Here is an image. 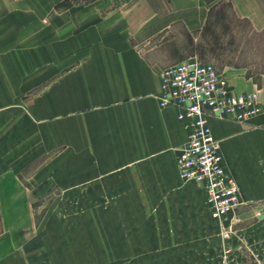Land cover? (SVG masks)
<instances>
[{
  "label": "rangeland",
  "instance_id": "rangeland-1",
  "mask_svg": "<svg viewBox=\"0 0 264 264\" xmlns=\"http://www.w3.org/2000/svg\"><path fill=\"white\" fill-rule=\"evenodd\" d=\"M117 2L12 0L0 5V14L8 9L20 22L29 20L28 30L51 33L55 45L59 33L105 19ZM156 44L155 57L164 64L196 57L224 75L244 69L264 84V23L238 16L232 0H211L204 23L194 29L174 23ZM12 89L2 86L4 94ZM1 104L0 172L12 169L20 182L7 206L30 207L29 214H7L6 223L31 225L13 231L20 237L11 238L0 264H264L262 204L241 203L215 222L205 194L179 178L169 152L131 157L116 134L104 143L98 134L65 139L58 125L48 133L29 126L18 132L17 103ZM2 223L0 212V236Z\"/></svg>",
  "mask_w": 264,
  "mask_h": 264
},
{
  "label": "crops",
  "instance_id": "crops-1",
  "mask_svg": "<svg viewBox=\"0 0 264 264\" xmlns=\"http://www.w3.org/2000/svg\"><path fill=\"white\" fill-rule=\"evenodd\" d=\"M117 1L105 19L73 33H59L55 45L51 33L28 30L29 20L20 22L8 9L0 14V133L4 131L1 103L14 101L18 132L29 126L48 133L51 125H58L65 139L71 134L76 140L79 135L98 134L102 143L116 134L122 143L119 149L129 151L131 157H163L169 152L176 165L189 128L177 119V107L158 105L159 72L171 65L156 59L160 52L156 42L174 23L192 29L195 23H204L211 0ZM11 4L12 0H0L2 6ZM232 4L238 16L264 23V0H232ZM222 75L232 92L255 93L262 108L245 123L210 118L209 125L220 144L222 166L239 188L241 207L258 203L264 207V84L241 68ZM3 85L12 87V93L4 94ZM5 180L12 189L5 188ZM19 187L12 169L0 172L2 255L11 238L20 237L13 231L23 233L31 225L26 221L13 228L6 223L7 214H29L27 205L7 206L16 197L13 188ZM198 190L205 194L200 186Z\"/></svg>",
  "mask_w": 264,
  "mask_h": 264
},
{
  "label": "built area",
  "instance_id": "built-area-1",
  "mask_svg": "<svg viewBox=\"0 0 264 264\" xmlns=\"http://www.w3.org/2000/svg\"><path fill=\"white\" fill-rule=\"evenodd\" d=\"M159 80L158 105L177 107V119L189 128L176 155L178 176L204 190L211 219L221 223L242 201L236 182L222 166L220 144L209 119L245 123L262 112L257 95L232 92L221 72L196 57L162 69Z\"/></svg>",
  "mask_w": 264,
  "mask_h": 264
}]
</instances>
